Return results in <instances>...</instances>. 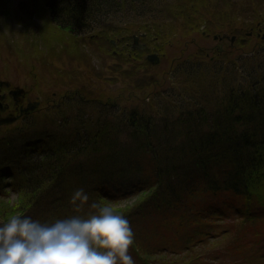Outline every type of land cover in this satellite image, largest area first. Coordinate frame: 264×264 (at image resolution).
Instances as JSON below:
<instances>
[{
  "label": "trees",
  "instance_id": "16d2710c",
  "mask_svg": "<svg viewBox=\"0 0 264 264\" xmlns=\"http://www.w3.org/2000/svg\"><path fill=\"white\" fill-rule=\"evenodd\" d=\"M45 5L55 23L74 33L115 23L114 34L126 47L132 46L135 25L162 6L158 0H45ZM254 16L258 22L247 36L263 24L259 14ZM142 32L146 36L147 30ZM142 51L135 57L141 59ZM240 58L245 61L248 54ZM246 61L235 72L242 82H234V72L231 82H209L211 94L218 96L212 103L206 92L188 102L154 100L160 92L169 93L162 89L152 101L129 108L121 104V109L119 98L116 105L79 99L54 126L2 142L0 201L13 193L20 206L9 216L0 209V221L15 215L42 223L86 218L94 211L92 202L120 203L115 211L124 213L135 234L130 246L135 264H251L246 255H229L224 245L230 218L248 211L244 201L264 199V55L257 65ZM201 64L206 66L182 60L169 76L184 69L195 74ZM81 188L89 202L76 212L70 200ZM221 192L232 197L221 200ZM229 201L235 204L226 206ZM146 219L148 224L140 226L138 221Z\"/></svg>",
  "mask_w": 264,
  "mask_h": 264
},
{
  "label": "rangeland",
  "instance_id": "374dc122",
  "mask_svg": "<svg viewBox=\"0 0 264 264\" xmlns=\"http://www.w3.org/2000/svg\"><path fill=\"white\" fill-rule=\"evenodd\" d=\"M158 5L162 6L154 17L142 18L135 25L138 28L133 35L138 36L137 43L146 45L140 52V59L139 55L135 57L137 46L128 43L126 47L120 42L121 37L114 34L116 24L113 22L79 34L55 23L45 0H0V30L6 42V47L0 49V64L14 63L11 70H23L33 64L35 92L41 94L42 99L45 90L52 98L50 109L41 101L43 103L35 112L32 135L49 124L54 126L61 115L75 109L79 99H90L99 105H116L114 98H119L121 109V104L129 108L148 99L152 101L155 92L162 89L169 93L160 92L154 100L169 98L188 102L189 98H198L206 92L212 103L218 96L211 94L209 82L215 85L224 79L231 82L232 77L235 83L240 82L239 73H235L237 67H245L247 59L248 64L256 65L263 60L264 37L262 39L260 34H264V0H158ZM256 14L263 19V24L258 32L247 36L245 32L258 22ZM144 28L146 36L142 32ZM232 34L236 35L233 43L236 47H230ZM133 41L132 37L130 44ZM148 54H155L157 60H148ZM247 54L245 61L238 59ZM217 57L220 61H215ZM192 58L206 66L201 64L195 74L184 69L169 76L177 62ZM260 67H256L257 73L262 70ZM225 87L223 85L218 91L223 92ZM219 195L221 200L232 197L230 192ZM16 199L13 193L3 198L1 212L7 216L17 212L20 205L15 203ZM244 202L248 211L244 210L243 217L230 218L233 220L230 239L224 245L231 256L241 258L243 254L251 264H264V199L260 203ZM233 204L234 201L225 203L226 206ZM107 205L118 210L122 204ZM149 221L138 222L145 226ZM163 223L159 221L157 225L162 227ZM149 240L150 237L146 242ZM117 264L122 262L118 259Z\"/></svg>",
  "mask_w": 264,
  "mask_h": 264
},
{
  "label": "clouds",
  "instance_id": "9594fccd",
  "mask_svg": "<svg viewBox=\"0 0 264 264\" xmlns=\"http://www.w3.org/2000/svg\"><path fill=\"white\" fill-rule=\"evenodd\" d=\"M88 202L82 188L70 200L76 212ZM90 209L86 218L75 215L51 223L25 215L0 221V264H117L118 259L135 264L130 222L107 204L92 202Z\"/></svg>",
  "mask_w": 264,
  "mask_h": 264
},
{
  "label": "flooded vegetation",
  "instance_id": "af4514ba",
  "mask_svg": "<svg viewBox=\"0 0 264 264\" xmlns=\"http://www.w3.org/2000/svg\"><path fill=\"white\" fill-rule=\"evenodd\" d=\"M231 38L230 44H233L236 37ZM4 39L0 30V49L6 47ZM110 41L115 43L113 40ZM137 41L138 36L132 45L145 50L146 45L141 47L143 44H138ZM7 62L10 63L9 59ZM12 66H15L12 62L9 65L0 64V144L30 132L34 127L35 112L40 105L44 102L49 109L52 105L51 94L46 95L44 90V97L41 99V94L35 92L36 72L33 64H29L23 70L18 68L11 70Z\"/></svg>",
  "mask_w": 264,
  "mask_h": 264
},
{
  "label": "water",
  "instance_id": "95a60500",
  "mask_svg": "<svg viewBox=\"0 0 264 264\" xmlns=\"http://www.w3.org/2000/svg\"><path fill=\"white\" fill-rule=\"evenodd\" d=\"M134 40H136V36H134ZM141 47H143V45H141ZM147 59L150 60V61H153V60L156 61L157 60V57H156L155 54H149L147 56Z\"/></svg>",
  "mask_w": 264,
  "mask_h": 264
}]
</instances>
